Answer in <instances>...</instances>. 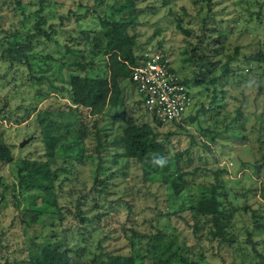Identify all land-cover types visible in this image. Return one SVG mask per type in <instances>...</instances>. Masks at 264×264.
<instances>
[{
	"label": "rangeland",
	"instance_id": "374dc122",
	"mask_svg": "<svg viewBox=\"0 0 264 264\" xmlns=\"http://www.w3.org/2000/svg\"><path fill=\"white\" fill-rule=\"evenodd\" d=\"M125 2L0 0V137L12 152V161L0 164L1 183L6 186L4 199L0 201V240L4 245L0 250V264L13 259L23 261L27 246L33 241L40 242V236L52 229L60 232L61 228L72 230L67 245L83 248L85 257L104 252H132L139 258L142 256L138 264H146L149 250L153 249L149 238L160 230L162 234L176 236L192 249L189 256L200 264L259 261L264 264V231L256 229V219L252 217V212L257 211L261 216L258 221L264 224V168L257 175L250 167L255 162L264 163V62L244 58L257 52L264 57V0H134L131 12L128 6L119 9ZM40 3L44 5L42 11H39ZM99 16L120 22L130 20L135 53L165 55L179 76L188 80L194 107L182 116L187 118L182 129L173 125L182 118L157 125L137 103L138 96L129 80L122 82L133 119L150 124L159 134L166 147L165 160L169 166L167 170L155 172L127 163L125 169L112 177L109 194L99 198L100 205L95 211L107 210L110 201L119 200V203L111 209L108 218L99 225L94 222L86 235H79L75 227L79 223L74 215L75 191L91 187L99 153L109 172L118 170L119 165L114 164V160L121 151L107 143L119 135L130 120L122 117L113 124L114 113H106L99 124L106 130L100 136L98 151H95L98 143L95 137L90 136L85 141L90 158L87 165L63 162L61 153L51 159L60 214L41 213L40 199L31 196L37 190L20 191L16 186V165L21 159H46L37 112L63 110V104L68 102L67 94L60 92L67 80L66 70L61 69L66 47H72L74 54L83 50L89 52L87 61L95 64L96 73L92 74L106 73L107 56L101 55L99 48L94 49L90 43L96 33H88L87 41L80 34L81 30L99 31ZM37 27L49 37L37 35L27 43L26 37L37 34ZM25 42L29 45L25 50L27 60L9 65L5 51ZM187 56L194 60L185 61ZM195 63L202 67H196ZM225 63L230 72L224 76L221 67ZM210 68L212 74L206 73ZM213 78H218L215 88ZM214 90L218 98L222 97L216 103H212ZM221 90L226 92L225 97L220 94ZM221 105H225L224 108ZM236 110L241 114L227 128L229 121L236 118ZM45 118L52 120L60 132L65 131L63 121L67 116L59 117L50 111ZM86 120L91 129L94 120ZM214 133L215 145L211 150L205 149L201 139L206 140V134ZM22 141L26 143L20 147ZM177 155L181 157L176 160ZM221 169L226 170L219 175L227 190L224 206L233 216L226 242L219 244L217 240H206L201 226L198 228L201 238L193 235L189 207L198 194V186L213 182V174ZM182 172L191 175L180 178ZM173 181L184 189L176 193ZM33 202L35 204L31 205ZM126 203H130L131 210ZM82 209L86 216L95 213L88 212L89 206ZM60 215L63 216L61 221ZM130 226L138 237H131L130 233L129 239L123 237L120 229Z\"/></svg>",
	"mask_w": 264,
	"mask_h": 264
},
{
	"label": "trees",
	"instance_id": "16d2710c",
	"mask_svg": "<svg viewBox=\"0 0 264 264\" xmlns=\"http://www.w3.org/2000/svg\"><path fill=\"white\" fill-rule=\"evenodd\" d=\"M133 2L134 0H126L124 4L119 5V9L128 6L131 12L133 9L131 3ZM39 6V11H42L44 5L40 3ZM39 20L41 22L43 18L40 17ZM60 25H63L62 21H60ZM99 28V31L94 32L81 30L80 34L87 41L90 38L88 33H96L94 40L90 43L94 49L99 48L100 54L102 53L101 55L107 56V63L104 65L106 73L102 76L98 75V73L92 74V72L96 73L95 64L92 60L87 61L89 59V52L83 50L74 54L72 47H66L61 69L66 70L67 80L64 82L65 86L60 89V92L67 94L68 99H66L68 102L67 104L66 102L63 104L65 105L63 110L57 108L55 110L50 109L37 112L40 136L46 159H21L16 165V186L20 188V191L37 190L38 192L31 196L34 199H40L42 204L41 213L46 214L48 211H55L60 214V207L56 201L57 192L54 186V177L51 173L53 172L50 165L51 159L56 157L57 153H61L63 162L77 163L83 166L87 165L90 158L85 141L90 136L95 137L98 140L95 151H98L97 146L100 145V136H103L106 130L104 126L101 128L99 124L105 119L106 113H114L112 116L113 124L117 119L122 117L130 120L119 135L114 136L109 143L106 142L108 146H117L121 151L117 152L118 157L114 160V164L119 165L118 170L114 173L109 172L110 169L105 167L101 159L102 155L99 153V160L96 161L91 178V187L84 189L85 191H75L77 198L74 215L79 222L76 223L75 227L79 230V235H86L94 222H98L99 225L100 221L108 218L111 209L119 203V200L117 202L110 201L107 210L101 212L98 209L97 212L95 211L96 207L100 205L99 198L106 197L109 194L108 185L112 184V177L122 171V169H125L127 163H136L143 168V171L154 170L155 172L160 169L167 170L169 166L165 160L166 147L164 141L158 137L159 134L156 133L150 124L137 122L133 119L132 107L127 105V101L123 95L122 82L129 80V83L135 90L130 81L132 69L137 67L147 56L144 54L137 55L134 51V35L130 33V20L120 22L105 16H99ZM36 29H38L37 34L34 33L26 37L27 43L37 35L43 34V36L49 37L40 28L37 27ZM50 29L51 32H54L53 27H50ZM28 47L29 45L25 42L24 44H16L12 49H7L5 51L9 57L7 63L12 65L13 62H18L22 59L27 60L25 50ZM192 53H194V50H192ZM244 58H246V61L264 62V57L260 52L250 57L245 56ZM163 60H167L169 71L188 89L190 96L193 98L188 86V80L179 76L165 55L163 56ZM184 60L192 62L194 57L187 56ZM196 67L200 68L202 64H196ZM221 69L224 76L230 72L229 66L226 63ZM211 71L212 69L210 68L206 73L212 74ZM217 81L218 78H213L212 84L214 88ZM198 83H201V81H198ZM220 94L225 97L226 92L221 90ZM137 96V103L143 107L144 112L152 117L157 125L162 126L163 124L145 109L142 96L139 94ZM212 98V103H216L222 97L218 98V93L214 90ZM224 106L221 105L222 108ZM193 107L194 104L192 109ZM83 110L84 112H82ZM50 111L51 113L55 112L59 117H68L66 121H63L64 132H60L58 130L60 128L52 120L45 118V115L49 114ZM240 114L239 110H236V118L230 120L226 127L228 128L235 123ZM184 118L178 123H173V125L178 129L184 128L183 126L187 120V118ZM86 119L94 120L91 129L88 128V120ZM242 135L240 134V136ZM205 137L206 140L201 139L203 147L211 150V147L215 145L216 134H206ZM180 157L177 155L176 160ZM11 161V149L0 137V164ZM250 167H252L251 169L254 170L255 174L259 175L261 169L264 168V163L257 165L255 162ZM225 172V169L217 170L213 174V182L199 185L198 194L195 196L194 202L191 201L193 204L189 207L190 218L193 223L190 224L193 229V235L198 239L201 238L198 235V228L201 226L206 232L204 235L205 239L211 242L217 240L219 244L226 242L227 230L231 227V218L233 216L230 210H227L224 206L227 200V190L223 187L219 175ZM194 173L195 171L191 174ZM191 174L182 172L180 178ZM173 187L176 188V193L184 189L182 185L175 181H173ZM5 191L6 186L1 183L0 179V201L4 199ZM34 204L33 202L31 205ZM84 206L90 207L88 212L95 211V213L93 212L90 216L84 215L85 212L82 209ZM126 206L128 210L132 209L130 203H126ZM257 213V211L252 212L253 219H256V229L264 231V224L259 222L260 220L258 221L261 216ZM166 215L169 216L170 214L167 213ZM36 216L38 215L36 214ZM60 216L59 221L63 218V216ZM37 219L36 217L35 220ZM53 227L52 224L51 229ZM120 230L126 239H129V233L134 238L139 236L133 226L121 228ZM69 233H72V230L61 228L59 232L52 229L51 232L40 236L42 237L40 242L33 241L27 246V255L23 261L17 262V260L13 259L11 262L5 261L2 264H138L137 260L143 259L142 256L139 258L138 255L132 252L128 254L104 252L100 255L93 254L92 256L85 257L83 248H70L67 245L66 241H69ZM149 239L153 242V249L149 250L150 257L146 264H200L199 260H195L194 257L191 258L189 256L192 249L181 243V240L174 235L162 234L159 230ZM3 246L0 240V250L4 248ZM250 264H263V262L259 261Z\"/></svg>",
	"mask_w": 264,
	"mask_h": 264
},
{
	"label": "built area",
	"instance_id": "2783aa9c",
	"mask_svg": "<svg viewBox=\"0 0 264 264\" xmlns=\"http://www.w3.org/2000/svg\"><path fill=\"white\" fill-rule=\"evenodd\" d=\"M130 81L145 109L161 123L179 121L192 106L188 89L168 69L159 53L147 55L132 69Z\"/></svg>",
	"mask_w": 264,
	"mask_h": 264
},
{
	"label": "water",
	"instance_id": "95a60500",
	"mask_svg": "<svg viewBox=\"0 0 264 264\" xmlns=\"http://www.w3.org/2000/svg\"><path fill=\"white\" fill-rule=\"evenodd\" d=\"M26 142L25 141H22L19 146L22 147Z\"/></svg>",
	"mask_w": 264,
	"mask_h": 264
}]
</instances>
